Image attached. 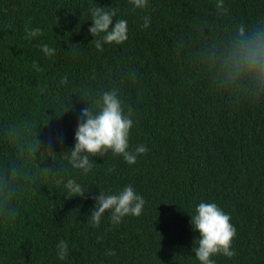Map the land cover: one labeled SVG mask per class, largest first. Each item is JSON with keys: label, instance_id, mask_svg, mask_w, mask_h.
Masks as SVG:
<instances>
[{"label": "trees", "instance_id": "16d2710c", "mask_svg": "<svg viewBox=\"0 0 264 264\" xmlns=\"http://www.w3.org/2000/svg\"><path fill=\"white\" fill-rule=\"evenodd\" d=\"M217 3L0 0V264H200L190 215L201 201L236 227L234 255L214 254L215 264H264V73L238 61L264 31V0ZM94 4L119 9L128 39L95 48ZM36 26L42 33L26 38ZM108 89L133 120L129 150L148 151L133 164L89 154L93 168L81 174L68 158L75 131ZM68 176L83 196H65L56 181ZM128 184L142 213L117 225L106 210L93 225L94 197Z\"/></svg>", "mask_w": 264, "mask_h": 264}, {"label": "clouds", "instance_id": "9594fccd", "mask_svg": "<svg viewBox=\"0 0 264 264\" xmlns=\"http://www.w3.org/2000/svg\"><path fill=\"white\" fill-rule=\"evenodd\" d=\"M134 9H145L148 0H130ZM223 0H218L217 8L223 11ZM119 9L100 5H91L88 8L87 20L92 24L88 31L95 38V48L103 50L104 44H120L128 39V21L118 17ZM150 18L143 17V27H147ZM243 32V29H241ZM42 29L39 26L26 29V38L40 35ZM43 53L51 55L55 49L47 43H41ZM238 61L241 66H247L260 73H264V31L257 32L249 38L242 48ZM35 67V62L34 65ZM84 121L77 125L75 131V144L71 148L69 162L72 168L80 170L81 174H88L93 163L89 154L103 156L106 152L122 155L128 164L135 163L138 154L148 151L144 144L137 145L129 150V134L133 120L128 113L124 112L120 94L116 89L101 91L95 101L94 108L82 109ZM110 150V151H109ZM63 183L67 197L83 196V186L74 176L56 181ZM95 206L92 210L91 222L98 225L106 210H110V221L119 224L125 215L138 216L142 213L145 200L135 191L131 184L125 185L122 190L115 193L100 191L94 197ZM191 216V225L199 231V239L195 241L193 252L200 264H215L211 257L221 254L232 257L235 249L232 247L236 227L230 222V215L223 211L216 202L201 201L195 205ZM57 257L63 261L69 253V245L66 240H59L55 246ZM109 254H115L109 249Z\"/></svg>", "mask_w": 264, "mask_h": 264}]
</instances>
